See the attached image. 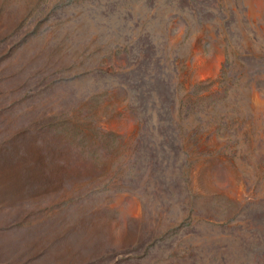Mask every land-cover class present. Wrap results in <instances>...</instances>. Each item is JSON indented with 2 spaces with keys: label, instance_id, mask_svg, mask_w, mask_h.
<instances>
[{
  "label": "rangeland",
  "instance_id": "1",
  "mask_svg": "<svg viewBox=\"0 0 264 264\" xmlns=\"http://www.w3.org/2000/svg\"><path fill=\"white\" fill-rule=\"evenodd\" d=\"M0 264H264V0H0Z\"/></svg>",
  "mask_w": 264,
  "mask_h": 264
}]
</instances>
